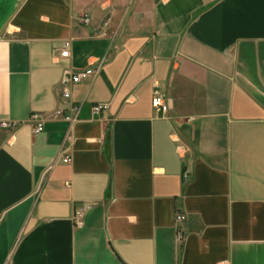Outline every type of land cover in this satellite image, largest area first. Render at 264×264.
I'll use <instances>...</instances> for the list:
<instances>
[{
    "label": "crops",
    "instance_id": "1",
    "mask_svg": "<svg viewBox=\"0 0 264 264\" xmlns=\"http://www.w3.org/2000/svg\"><path fill=\"white\" fill-rule=\"evenodd\" d=\"M0 122V264H264V0H0Z\"/></svg>",
    "mask_w": 264,
    "mask_h": 264
},
{
    "label": "built area",
    "instance_id": "2",
    "mask_svg": "<svg viewBox=\"0 0 264 264\" xmlns=\"http://www.w3.org/2000/svg\"><path fill=\"white\" fill-rule=\"evenodd\" d=\"M80 21L84 24L88 23V17L83 16L80 18ZM71 41L67 40L63 43L62 48L59 52V58H69L70 57V46ZM104 63L103 60H96L93 63L88 64L85 68L80 70H72L65 69L62 73L59 84L55 88V93L58 99L60 100L63 108H58L54 112H52L48 117L52 120L61 119L65 122H68L70 125H73L76 120L80 110V105L74 104L71 101V88L74 85H77L83 81L90 82L94 79L97 74V71ZM151 105L154 112L165 114L169 109L168 101L162 95L160 90L156 87L152 93ZM98 111V107L93 108V112L96 113ZM46 116L44 115H33L30 118V125L32 128L33 134H39L43 130L44 122L46 121ZM17 124L12 122H0V128H15ZM63 163L70 162V157L65 155L62 160ZM83 213L76 212L74 215V223L76 226H80L82 224ZM185 218L180 212L175 213V223L177 225V234L178 239L181 240L183 238V229L181 225L184 223Z\"/></svg>",
    "mask_w": 264,
    "mask_h": 264
}]
</instances>
